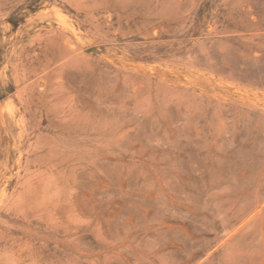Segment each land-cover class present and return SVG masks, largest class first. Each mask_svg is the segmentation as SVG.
Masks as SVG:
<instances>
[{
	"label": "rangeland",
	"instance_id": "rangeland-1",
	"mask_svg": "<svg viewBox=\"0 0 264 264\" xmlns=\"http://www.w3.org/2000/svg\"><path fill=\"white\" fill-rule=\"evenodd\" d=\"M0 264H264V0H0Z\"/></svg>",
	"mask_w": 264,
	"mask_h": 264
}]
</instances>
